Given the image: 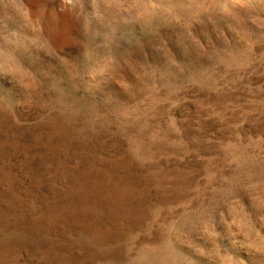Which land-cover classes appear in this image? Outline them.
<instances>
[{
	"label": "rangeland",
	"instance_id": "1",
	"mask_svg": "<svg viewBox=\"0 0 264 264\" xmlns=\"http://www.w3.org/2000/svg\"><path fill=\"white\" fill-rule=\"evenodd\" d=\"M0 264H264V0H0Z\"/></svg>",
	"mask_w": 264,
	"mask_h": 264
}]
</instances>
